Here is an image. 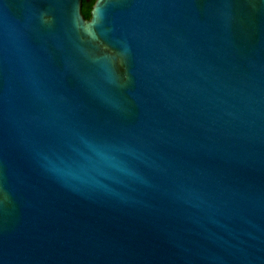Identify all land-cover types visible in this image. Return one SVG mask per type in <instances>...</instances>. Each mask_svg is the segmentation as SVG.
<instances>
[{
	"label": "water",
	"instance_id": "obj_1",
	"mask_svg": "<svg viewBox=\"0 0 264 264\" xmlns=\"http://www.w3.org/2000/svg\"><path fill=\"white\" fill-rule=\"evenodd\" d=\"M0 264H264V0H0Z\"/></svg>",
	"mask_w": 264,
	"mask_h": 264
},
{
	"label": "trees",
	"instance_id": "obj_2",
	"mask_svg": "<svg viewBox=\"0 0 264 264\" xmlns=\"http://www.w3.org/2000/svg\"><path fill=\"white\" fill-rule=\"evenodd\" d=\"M89 8H90L89 4L84 5L83 8H82V12H83V14L85 15L86 18L89 17Z\"/></svg>",
	"mask_w": 264,
	"mask_h": 264
},
{
	"label": "flooded vegetation",
	"instance_id": "obj_3",
	"mask_svg": "<svg viewBox=\"0 0 264 264\" xmlns=\"http://www.w3.org/2000/svg\"><path fill=\"white\" fill-rule=\"evenodd\" d=\"M93 2H94V0H82V8L84 5H87V4H89L90 8H91V5ZM90 8H89V10H90Z\"/></svg>",
	"mask_w": 264,
	"mask_h": 264
}]
</instances>
